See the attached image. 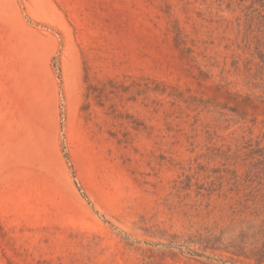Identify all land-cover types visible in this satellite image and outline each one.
<instances>
[{
    "label": "rangeland",
    "instance_id": "374dc122",
    "mask_svg": "<svg viewBox=\"0 0 264 264\" xmlns=\"http://www.w3.org/2000/svg\"><path fill=\"white\" fill-rule=\"evenodd\" d=\"M0 264H264V0H0Z\"/></svg>",
    "mask_w": 264,
    "mask_h": 264
}]
</instances>
